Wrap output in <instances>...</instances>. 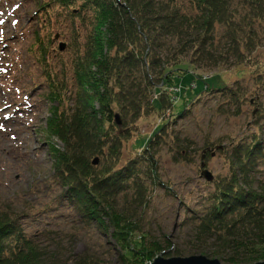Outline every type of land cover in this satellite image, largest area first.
<instances>
[{
  "label": "trees",
  "instance_id": "obj_1",
  "mask_svg": "<svg viewBox=\"0 0 264 264\" xmlns=\"http://www.w3.org/2000/svg\"><path fill=\"white\" fill-rule=\"evenodd\" d=\"M54 1L66 8L79 2L77 11L93 10L94 22L83 58L75 67L72 108L69 113L52 110L46 122L49 136L63 142L61 151L51 146L53 177L77 220L87 227L95 223L104 231L110 229L119 257L125 264L139 263L163 248L133 239L140 227L119 209L118 198L131 192L134 201L141 203L144 176L152 178L161 149L172 144L176 147L172 159L188 162L190 154L178 149H186L191 141L170 135L164 121L138 144L139 155L119 165L122 143L140 117L171 109L172 100L164 87L173 85L175 72H185L181 61L185 52L192 51L189 64L196 68L250 60L264 25V0ZM243 96L232 89L224 93L225 101H240ZM185 110L177 115L182 117ZM115 114L120 125L115 123ZM210 145H203V159L224 148ZM225 148L227 175L215 181L202 206L192 211L195 243L191 249L226 264L261 261L264 143L257 137L228 140ZM94 157H98L96 165L91 163ZM20 218L0 209V264H60V243L44 245L37 240L40 234L26 236ZM172 256L181 253L174 251ZM71 257L68 260L73 264H92L93 260L87 254Z\"/></svg>",
  "mask_w": 264,
  "mask_h": 264
},
{
  "label": "rangeland",
  "instance_id": "obj_2",
  "mask_svg": "<svg viewBox=\"0 0 264 264\" xmlns=\"http://www.w3.org/2000/svg\"><path fill=\"white\" fill-rule=\"evenodd\" d=\"M76 3L66 8L54 0L0 1V23H7L0 28V94L4 96L0 100V130L5 125H20L18 136L25 143L11 153L0 152V209L20 215L26 236L40 234L37 240L44 245L60 243V264H73L68 259L79 254L91 256L92 264H125L110 229L79 222L60 196L62 188L53 177L51 146L61 151L63 142L49 136L46 122L52 110L69 113L72 108L75 67L83 58L94 22L93 10L78 12ZM18 11L22 18L13 23ZM260 33L250 60L238 65L221 62L211 69L196 68L189 64L192 51L185 52L181 58L185 72H175L173 85L164 87L172 100L171 109L142 116L131 126V136L122 143L119 165L139 155L142 149L138 144L164 121L170 135L191 141L189 147L178 150L192 157L188 162L180 158L174 161L176 147L164 146L156 157L152 178L144 176V200L134 201L131 192L118 198L119 209L140 227L133 239L143 240L145 245L155 242L163 248L134 264H149L159 253L164 257L174 251L181 256L198 254L191 249L195 224L190 217L212 192L215 181L228 173V140L257 137L264 143V25ZM227 89L243 94V99L225 101ZM8 103L11 107L7 108ZM184 107L186 113L179 117ZM14 140L5 136L0 145ZM208 142L211 147L224 148L203 159L201 150ZM203 161L204 169L213 176L211 181L201 175Z\"/></svg>",
  "mask_w": 264,
  "mask_h": 264
},
{
  "label": "water",
  "instance_id": "obj_3",
  "mask_svg": "<svg viewBox=\"0 0 264 264\" xmlns=\"http://www.w3.org/2000/svg\"><path fill=\"white\" fill-rule=\"evenodd\" d=\"M64 47L63 43L59 44V48L62 49ZM114 120L117 125H120L119 115H114ZM217 148H222V146H218ZM213 155V152L211 153ZM203 158V155L201 156ZM93 165L98 163V157H94L91 161ZM201 175L204 177L206 181H211L213 179L212 174L204 169V161L200 162ZM149 264H222L217 258H209L207 256L201 254H194L190 256H170L164 257L161 253L155 255L152 261ZM249 264H264V260L249 263Z\"/></svg>",
  "mask_w": 264,
  "mask_h": 264
},
{
  "label": "bare ground",
  "instance_id": "obj_4",
  "mask_svg": "<svg viewBox=\"0 0 264 264\" xmlns=\"http://www.w3.org/2000/svg\"><path fill=\"white\" fill-rule=\"evenodd\" d=\"M5 1L14 2V0H5ZM14 15H15V17L13 18V23H16L17 21H19L22 18L23 13H19V11H18ZM0 24H1L0 28L7 27L6 26L7 23L5 21L0 23ZM3 99H4V96L2 94H0V100L3 101ZM8 107H11L10 103L7 104V108ZM6 120L7 119H3L4 123H7ZM15 124L17 125V124H19V122H15ZM19 126L20 125H17V127H9V126L5 125L4 129L0 130V138H4L5 136H7L8 138H10L12 140L15 138L14 142H12L11 144H5V146L0 145V152L2 151L3 153H5V152L11 153V149H15V148L21 149V145L25 144V143H23L22 139H20L18 136V135H20L19 134V128H18ZM17 137L19 138V140H17ZM3 142H5V141H3Z\"/></svg>",
  "mask_w": 264,
  "mask_h": 264
}]
</instances>
